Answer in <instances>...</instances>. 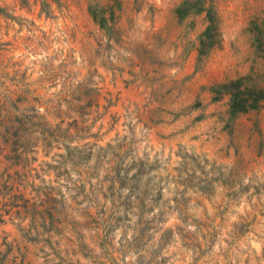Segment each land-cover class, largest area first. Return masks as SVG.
Listing matches in <instances>:
<instances>
[{
	"label": "rangeland",
	"instance_id": "obj_1",
	"mask_svg": "<svg viewBox=\"0 0 264 264\" xmlns=\"http://www.w3.org/2000/svg\"><path fill=\"white\" fill-rule=\"evenodd\" d=\"M239 78L264 89V0H0V264H264Z\"/></svg>",
	"mask_w": 264,
	"mask_h": 264
},
{
	"label": "trees",
	"instance_id": "obj_2",
	"mask_svg": "<svg viewBox=\"0 0 264 264\" xmlns=\"http://www.w3.org/2000/svg\"><path fill=\"white\" fill-rule=\"evenodd\" d=\"M205 11L206 9L204 8L199 10V12L201 13ZM91 12L95 21H97L99 24H101V26L104 27L107 21L106 15L103 13L98 15V13H96L95 11H91ZM188 12L189 11L184 8V4L183 6H180L177 9V15L180 18H185L188 15ZM208 15L209 17L211 16L210 12ZM210 19H211L210 20L211 25L205 31L203 35V38L205 39H203L201 42V46L203 49L212 48L213 43H211L210 41L214 37L220 36L217 35L219 29L217 28V22L215 18L210 17ZM201 53H203L202 49H201ZM248 81L249 80L246 78H239L235 81H232L228 86L230 88L228 94L230 95L229 106H230V114L232 115V117H237L240 114H245L252 110H257L261 107L262 103H264V89L259 88L255 85L249 86Z\"/></svg>",
	"mask_w": 264,
	"mask_h": 264
}]
</instances>
